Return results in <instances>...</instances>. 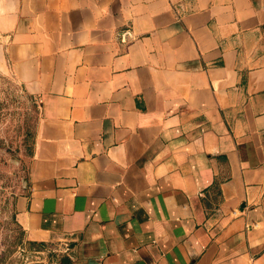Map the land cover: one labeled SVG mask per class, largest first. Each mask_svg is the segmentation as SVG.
I'll use <instances>...</instances> for the list:
<instances>
[{
	"label": "crops",
	"instance_id": "obj_1",
	"mask_svg": "<svg viewBox=\"0 0 264 264\" xmlns=\"http://www.w3.org/2000/svg\"><path fill=\"white\" fill-rule=\"evenodd\" d=\"M0 73L38 105L33 247L264 264V0H0Z\"/></svg>",
	"mask_w": 264,
	"mask_h": 264
},
{
	"label": "rangeland",
	"instance_id": "obj_2",
	"mask_svg": "<svg viewBox=\"0 0 264 264\" xmlns=\"http://www.w3.org/2000/svg\"><path fill=\"white\" fill-rule=\"evenodd\" d=\"M38 119L36 100L0 73V264H64L58 248L33 247L14 221L13 200L27 181Z\"/></svg>",
	"mask_w": 264,
	"mask_h": 264
},
{
	"label": "trees",
	"instance_id": "obj_3",
	"mask_svg": "<svg viewBox=\"0 0 264 264\" xmlns=\"http://www.w3.org/2000/svg\"><path fill=\"white\" fill-rule=\"evenodd\" d=\"M39 247H44V245H39Z\"/></svg>",
	"mask_w": 264,
	"mask_h": 264
},
{
	"label": "built area",
	"instance_id": "obj_4",
	"mask_svg": "<svg viewBox=\"0 0 264 264\" xmlns=\"http://www.w3.org/2000/svg\"><path fill=\"white\" fill-rule=\"evenodd\" d=\"M66 252V251H65Z\"/></svg>",
	"mask_w": 264,
	"mask_h": 264
}]
</instances>
